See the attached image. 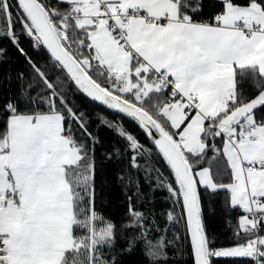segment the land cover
Listing matches in <instances>:
<instances>
[{
    "label": "snow or ice",
    "instance_id": "6c2138e0",
    "mask_svg": "<svg viewBox=\"0 0 264 264\" xmlns=\"http://www.w3.org/2000/svg\"><path fill=\"white\" fill-rule=\"evenodd\" d=\"M10 50L29 71L0 92V264H117L121 241L147 264H264V0H0V67Z\"/></svg>",
    "mask_w": 264,
    "mask_h": 264
},
{
    "label": "trees",
    "instance_id": "16d2710c",
    "mask_svg": "<svg viewBox=\"0 0 264 264\" xmlns=\"http://www.w3.org/2000/svg\"><path fill=\"white\" fill-rule=\"evenodd\" d=\"M23 47L29 51L30 55L33 54L27 41L24 42ZM9 57V62L0 67V84H3L5 81V73H10L12 80L5 87L0 88V92L8 90L15 92L17 89L15 77L21 72L27 74L29 71L24 58L18 53L10 50ZM74 103H77V101H74ZM79 104L81 111L91 114L93 120H95V113L100 111V109L92 105H85L83 101H79ZM111 118L109 116V119ZM93 130L97 132L101 141L96 153L100 169L97 179V204L105 210L106 214L119 219L127 207L122 185L116 181V175L120 165L104 158L106 153L112 150L116 137L108 128L99 127L95 123L93 124ZM204 215L205 224L209 233L215 236L219 243H227V237L230 235L227 222L231 218V214L224 210L222 201H215L211 205L205 202ZM126 248V243L121 241L116 252L117 264H147L141 247H136L132 251H127ZM177 264H179V260Z\"/></svg>",
    "mask_w": 264,
    "mask_h": 264
}]
</instances>
